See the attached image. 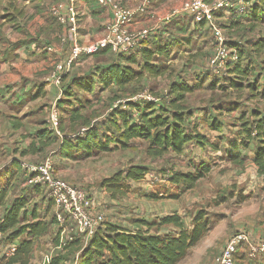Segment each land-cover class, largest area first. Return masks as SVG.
Here are the masks:
<instances>
[{"label": "rangeland", "instance_id": "rangeland-1", "mask_svg": "<svg viewBox=\"0 0 264 264\" xmlns=\"http://www.w3.org/2000/svg\"><path fill=\"white\" fill-rule=\"evenodd\" d=\"M248 9L247 7L245 13L234 10L231 16L239 20V25L233 30L224 28L220 31L228 40L226 44L235 48L239 55L241 53L239 62L249 72L240 80L239 85L233 84V80L237 78L230 70L232 66L211 67L208 64L214 46H212L213 41L215 44L213 38L212 40L206 38L204 43L207 45L204 47L200 44L202 40L199 36L183 42L180 38L167 36L166 39H162L167 49L166 55L154 59L155 62L160 61L166 67L164 75L156 78L146 77L140 84L133 83L122 90L111 87L103 92L86 93L73 88L72 96L62 93L56 102L59 104L62 124L66 123L69 111L80 106L81 113L90 119L91 123L95 122L102 127V130L116 136L117 128L111 126L108 119L112 109L122 108L129 97L146 90L153 97L158 96L160 103L165 106L169 101L170 110V101L174 97L170 92L171 85L185 83L195 86L191 93L185 95L182 104L186 111L183 122L185 132L193 136L201 134L207 139L206 143L192 140L185 145L181 154L169 151L161 157H150L145 152L147 141L137 140L127 148L110 153H99L97 157L83 161H71L70 167H64L65 174L58 172V161L54 153L43 152L33 157L28 155L25 149L17 146L14 157L19 161L34 163L43 160L49 154L54 155L55 170L59 177L87 190L93 200H100L99 204L94 206V210L104 215L101 226L112 223L124 225L131 230L147 228L151 233L175 234L178 228L172 223H161L162 217L178 215L182 228L189 231L194 218L202 215L210 223L209 231L177 264H214L215 257L226 240L240 231L248 233L255 241H262L264 184L252 161V151L259 141L257 138L253 139L249 147L243 150L245 158L241 165L226 161L223 152L228 146V141L236 138L241 122L251 124L264 116V98L260 95L264 92V49L255 51L254 46L256 41L264 36V9L260 11L262 18L257 23L248 18L250 16ZM222 25L225 24L221 23ZM195 30V33L200 31L198 27H195ZM250 83L254 88L253 91L248 86ZM36 103L30 104L27 111L34 109L42 101ZM51 106L50 104L42 106L41 110H47L48 113ZM125 109L130 111L127 107ZM214 121L217 129L212 127ZM209 142L218 146L217 153H214L212 147L208 145ZM106 157L110 161L119 160L121 166L115 165L111 168L102 166L92 171L95 162ZM130 163L147 166L148 171L156 178L137 182L138 185L130 186V192L117 198L102 193L99 187L102 177ZM203 165H209L210 169L191 189L186 190L167 179V175L174 171L194 172ZM5 177L0 174V179L5 180ZM23 182L24 175L19 179H12L11 183L15 184L8 202L15 195L28 192V187ZM41 193L47 194L46 191ZM33 205L37 207L39 213H47V220H52L56 211L52 203L48 207L47 201L39 197L30 201L27 207L30 209ZM4 212L5 207L0 208V219ZM81 235L83 234L79 232L73 220L55 219L54 223L49 225L48 232L35 241L29 264H47L52 256L61 252V247L55 240L66 243L73 237ZM10 246L7 237L0 234V256L8 252ZM260 257L261 255H258L255 259ZM75 262L76 257H71L66 264H75Z\"/></svg>", "mask_w": 264, "mask_h": 264}, {"label": "trees", "instance_id": "trees-1", "mask_svg": "<svg viewBox=\"0 0 264 264\" xmlns=\"http://www.w3.org/2000/svg\"><path fill=\"white\" fill-rule=\"evenodd\" d=\"M226 11L232 15L234 9L230 8ZM185 20L190 22L188 19ZM148 41L142 40L139 43V49L130 54L113 53L115 58L113 62L104 67H97L91 76L72 79L63 88L62 93L72 96L73 88L86 93L103 92L111 87L122 90L130 84H140L146 77L156 78L164 75L166 67L160 61L155 62L154 59L165 56L167 49L163 44L151 45L147 43ZM258 46L264 47V43L260 42ZM240 55L238 52L239 59L230 68L234 77L237 78L233 80L234 86L239 85L240 80L249 73L245 67H240ZM250 84L248 86L253 91L254 88ZM194 89L195 86L185 83L172 84L170 92L174 97L170 101V110L169 101L165 106L160 103V98L156 95H154L157 99L155 101L141 102L130 100L132 96L141 91L132 95L123 104L124 108L112 109L108 117L110 125L117 128L116 136L102 130V127L95 122L91 123L90 119L81 113L80 108L82 107L80 106L69 111L66 123L62 124L59 104L55 103L59 114L60 136L49 130L46 123V126L36 134V138L41 146H48L59 137L57 153L61 158L70 161H82L91 158L94 153H110L117 149L127 148L136 140L147 141L145 152L150 157H161L169 151L181 154L185 145L190 141L195 140L198 143L207 141L201 134L193 136L186 133L184 129L186 111L182 104L185 95ZM4 90H7V87ZM260 95L264 98V92ZM126 107L130 111H127ZM213 124L212 127L217 129L216 121ZM255 138L258 139L259 144L252 151V161L257 173L262 176L264 184V116L251 124L241 122L236 138L228 141V146L223 152L226 161L241 165L245 158L243 150L249 147ZM208 145L212 147L214 153L219 151L214 143L209 142ZM49 155L54 161L55 156ZM10 164L12 172L0 173L6 176L5 180L0 179V208L5 207V212L0 219V234L7 237L11 246H14V250L8 254L7 252L2 253L0 264H29L35 241L48 232L49 225L54 223L56 215L54 214L52 220L49 221L46 218L47 213H39L35 205L30 209L27 207L30 201L39 197L47 200L48 207L52 203L47 194L41 193L45 190L37 185L30 187L25 184L28 192L15 195L8 202V197L15 184L11 183L12 179H19L24 175V182L26 180L20 161L15 158ZM209 169V165H203L194 172L174 171L167 175V179L187 190L193 188ZM54 171L57 174L55 163ZM148 172L147 166L130 163L102 179L99 187L113 198L125 195L131 191L126 181H139ZM160 222L172 223L178 228L177 233L162 235L151 233L147 228L131 230L121 225L107 223L98 227L87 239L81 235L73 237L66 243L55 240L61 247V252L52 256L47 264H66L71 257H76L75 264H177L202 240L210 228L208 219L202 215L194 218L189 231L182 228L178 215H166L160 219ZM256 260L258 259L249 260L243 254L235 264H250V261Z\"/></svg>", "mask_w": 264, "mask_h": 264}, {"label": "crops", "instance_id": "crops-1", "mask_svg": "<svg viewBox=\"0 0 264 264\" xmlns=\"http://www.w3.org/2000/svg\"><path fill=\"white\" fill-rule=\"evenodd\" d=\"M116 1L130 9H136L140 5L146 7L144 13L138 14L127 25V29L134 32L153 28L151 37L145 39L150 40L147 43L151 45L163 44L162 39L167 36L180 38L182 42L199 36L202 40L200 44L205 47L206 38L215 40L217 32L224 28L233 30L239 25V20H235L226 10L218 11L213 23L199 26L179 18L170 22L162 21L167 15L180 9L185 0ZM244 2L249 8L248 18L255 23L260 21L264 0ZM55 8L61 19L53 12ZM112 19L111 9L98 6L95 0H0V173L12 172L10 163L16 158V147L20 146L33 157L43 152L54 153L58 161V172L65 174V168L70 167L71 161L61 158L57 153L60 138L57 137L48 146H41L36 138V134L46 126L47 110L42 111L41 107L55 104L62 95L63 88L72 79L91 76L97 67H104L115 58L108 47H100L92 53H81L74 59L65 69L59 84L48 77L57 64L68 61L74 46H90L103 38ZM225 19L227 21H223ZM221 23L225 25L221 26ZM195 27L199 28L198 33H195ZM260 42L264 43V36L256 41L255 51L264 49L258 46ZM6 87L7 90H4ZM37 94L41 96H35ZM40 100L42 103L27 111L30 104ZM97 156L98 153H94L92 158ZM115 165L121 166L120 161L102 158L95 162L92 171L102 166L111 168ZM118 169H114L111 174ZM126 183L130 186L139 184L136 181ZM101 191L108 193L102 188ZM98 201L100 200H93L94 206L99 204ZM249 263L264 264V255Z\"/></svg>", "mask_w": 264, "mask_h": 264}, {"label": "built area", "instance_id": "built-area-1", "mask_svg": "<svg viewBox=\"0 0 264 264\" xmlns=\"http://www.w3.org/2000/svg\"><path fill=\"white\" fill-rule=\"evenodd\" d=\"M100 7H109L112 11L113 19L106 27V34L96 43L90 46L76 45L73 47L71 56L65 64H57L50 73L49 79L56 84L60 83L65 69L70 66L74 59L81 53H92L100 47H108L114 54H130L139 49V43L147 39L154 32L153 28L142 29L139 31H129L127 25L130 24L138 14L145 12L146 7L138 6L136 9L127 8L116 0H95ZM235 1L238 3L235 4ZM229 8L245 13L247 3L244 0H185L177 11L172 12L163 18V22H170L174 18L188 19L193 25L200 23L210 24L215 20L218 11H225ZM57 14V9H53ZM61 19V17L59 16ZM227 38L223 32L215 35V44L212 48L208 64L211 67L216 65L233 66L239 59L238 52L232 46L226 44ZM132 101H155L148 91L144 90L131 97ZM47 128L60 136L59 114L53 104L47 113ZM20 166L25 172V184L27 186L42 187L53 202L56 209V219L58 221L66 218L73 220L79 232L87 239L104 222V215L94 210V203L91 194L78 186H75L63 178L59 177L54 171V161L51 155L46 156L39 162L20 161ZM155 179L156 177L148 172L144 179ZM14 250L10 246L8 253ZM245 253L249 260H254L258 255L264 253V239L255 241L251 235L240 231L231 235L225 242L219 254L215 257L214 264H235L237 257Z\"/></svg>", "mask_w": 264, "mask_h": 264}]
</instances>
